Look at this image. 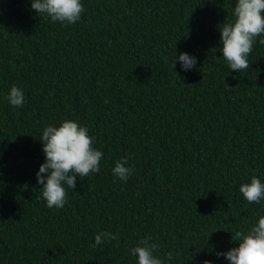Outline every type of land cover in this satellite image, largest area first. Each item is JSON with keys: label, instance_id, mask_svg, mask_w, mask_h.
<instances>
[{"label": "trees", "instance_id": "16d2710c", "mask_svg": "<svg viewBox=\"0 0 264 264\" xmlns=\"http://www.w3.org/2000/svg\"><path fill=\"white\" fill-rule=\"evenodd\" d=\"M237 2L82 0L65 26L31 0H0V264H137L131 249L148 236L165 264H230L217 253L264 216V201L239 191L264 183V45L241 73L220 49ZM181 53L195 69L173 67ZM13 85L21 108L6 98ZM65 120L104 157L49 209L36 178L42 132ZM129 156L125 183L112 169ZM103 231L119 240L93 248Z\"/></svg>", "mask_w": 264, "mask_h": 264}, {"label": "clouds", "instance_id": "9594fccd", "mask_svg": "<svg viewBox=\"0 0 264 264\" xmlns=\"http://www.w3.org/2000/svg\"><path fill=\"white\" fill-rule=\"evenodd\" d=\"M31 9L38 17L50 18L52 22L62 25H75L82 18L84 5L82 0H31ZM234 20L219 25L221 34L222 57L231 71L247 70L249 56L257 44L264 45V0H238L233 11ZM184 71L195 69L197 58L188 53L176 56ZM13 108H21L25 103L24 91L13 85L7 95ZM41 142L45 162L36 174L37 182L42 185V197L49 209H63L69 202L68 189L76 188L77 177H88L100 172V164L104 153L94 145L96 140L90 135L89 129L78 121L65 120L59 127L49 125L43 129ZM129 158L116 161L112 169L113 175L122 182H127L133 175V168L127 167ZM2 175V173H0ZM240 193L249 204H260L264 201V183L253 176L250 183L239 188ZM118 241L119 233L103 231L95 236L93 248L105 241ZM232 240L238 242L227 252H218L230 264H264V216L245 230L232 234ZM159 244L148 236L131 249V255L137 257V264H165L157 253ZM168 261L175 258L174 252L166 253ZM204 264H211L206 260Z\"/></svg>", "mask_w": 264, "mask_h": 264}]
</instances>
